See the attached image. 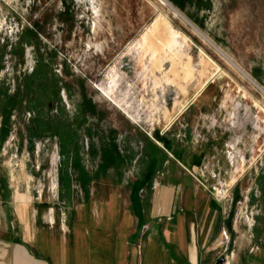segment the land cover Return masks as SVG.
I'll return each instance as SVG.
<instances>
[{
  "label": "crops",
  "instance_id": "obj_1",
  "mask_svg": "<svg viewBox=\"0 0 264 264\" xmlns=\"http://www.w3.org/2000/svg\"><path fill=\"white\" fill-rule=\"evenodd\" d=\"M250 92L221 67L176 87L155 124L122 130L81 106L80 124L46 121L38 140L0 120V264H264V103Z\"/></svg>",
  "mask_w": 264,
  "mask_h": 264
},
{
  "label": "rangeland",
  "instance_id": "obj_2",
  "mask_svg": "<svg viewBox=\"0 0 264 264\" xmlns=\"http://www.w3.org/2000/svg\"><path fill=\"white\" fill-rule=\"evenodd\" d=\"M160 1L0 0V120L155 124L221 67L264 103V0Z\"/></svg>",
  "mask_w": 264,
  "mask_h": 264
},
{
  "label": "bare ground",
  "instance_id": "obj_3",
  "mask_svg": "<svg viewBox=\"0 0 264 264\" xmlns=\"http://www.w3.org/2000/svg\"><path fill=\"white\" fill-rule=\"evenodd\" d=\"M161 1H162L164 4H167L165 0H161ZM161 1H160V2H161ZM237 68H239V67L237 66ZM239 69H240V68H239Z\"/></svg>",
  "mask_w": 264,
  "mask_h": 264
}]
</instances>
